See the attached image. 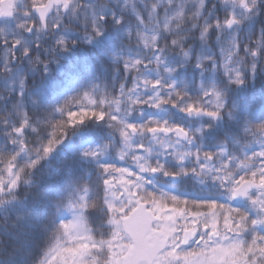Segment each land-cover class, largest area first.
<instances>
[{
  "label": "snow or ice",
  "instance_id": "1",
  "mask_svg": "<svg viewBox=\"0 0 264 264\" xmlns=\"http://www.w3.org/2000/svg\"><path fill=\"white\" fill-rule=\"evenodd\" d=\"M0 264H264V0H0Z\"/></svg>",
  "mask_w": 264,
  "mask_h": 264
}]
</instances>
